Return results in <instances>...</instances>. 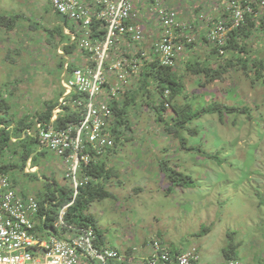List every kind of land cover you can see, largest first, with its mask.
Segmentation results:
<instances>
[{
	"label": "rangeland",
	"instance_id": "1",
	"mask_svg": "<svg viewBox=\"0 0 264 264\" xmlns=\"http://www.w3.org/2000/svg\"><path fill=\"white\" fill-rule=\"evenodd\" d=\"M149 3L145 2L143 6L146 8L143 9L145 16L151 18V7L147 8ZM210 3L215 4L214 1ZM212 11L216 13L218 10L212 6ZM0 16L17 18L14 26L0 24V95L9 105V116L15 127L16 121L22 117L37 118L50 100L58 102L64 93L61 86L63 66L68 59L76 67L85 65L89 55L78 48L67 55L64 46L71 41L64 34L63 18L54 12L50 0H0ZM178 19L184 28L189 29L185 33L187 38L193 40L185 45L192 47H183L177 55L179 58L174 69L181 70V64H185L193 52L204 56L210 46L199 39L198 32L203 26L192 24L191 18L182 20L180 14ZM152 23L157 31L159 24L151 20L148 24ZM67 27L71 28V24L68 23ZM146 38H149L147 33ZM258 39L255 34L254 38L244 42L249 44L252 57L264 58V36ZM152 42L147 40V44ZM63 51L65 56H61ZM136 51L141 50L136 48ZM146 53L149 57L150 52ZM214 60L213 66L217 67L221 60L216 57ZM39 75L46 76L47 80L40 81ZM227 75L229 77L222 83L205 86L204 76L187 74L183 79L184 99L180 102L190 104L194 111L217 103L238 106L239 109L247 107L248 110L226 115L224 123L218 114L202 115L188 124L187 131L182 134L183 142L180 141L182 138L174 137L173 141L168 135L166 137L164 129L155 125L153 109L142 108V99L137 100L135 106L130 97L127 100L126 93L134 90L131 86L119 96L121 104L128 101L130 113L122 139L132 136L134 139L117 147L114 165L116 171L122 170L119 178L122 186L116 184V180L105 190L119 189L129 195L102 200L92 209L90 206V212L97 216L101 226L112 225L114 232H120L119 221L129 218L134 224L136 213L145 219L150 212L158 210L162 231L168 234L165 241L174 247L173 252L170 250L173 254L176 249L195 248L201 257L198 264H264V73L258 87L255 85L258 82H245L241 72L230 69ZM148 90L152 94L140 91L146 97L145 101L151 103L147 99L151 96L158 103L156 88L151 85ZM166 115L170 116L171 112L167 111ZM153 128L154 134L151 132ZM180 143L185 145L184 149H179ZM187 146L191 150L185 151ZM15 148L22 151L19 144ZM33 149L38 150L37 143L33 144ZM165 149L170 152L165 153ZM22 159L25 161L24 154L14 156L12 161L19 163L23 170ZM133 161L140 165L136 166ZM33 165L39 167L43 180L48 181V177L56 181L51 189L59 186L72 190L64 180L61 157L44 149L31 163ZM169 167L178 174L168 171ZM14 171L12 179L21 187L27 186L28 193L36 197L48 195L40 173H27L18 168ZM185 176L192 178L193 182ZM139 186L143 187L130 195ZM153 228L156 227L153 225L150 229ZM150 229L144 227L131 234L147 237ZM137 244H141L139 239ZM230 247L235 249L232 259L225 256Z\"/></svg>",
	"mask_w": 264,
	"mask_h": 264
},
{
	"label": "built area",
	"instance_id": "2",
	"mask_svg": "<svg viewBox=\"0 0 264 264\" xmlns=\"http://www.w3.org/2000/svg\"><path fill=\"white\" fill-rule=\"evenodd\" d=\"M145 2H150L147 8L151 7L153 15L147 17L159 24L157 31L150 32L149 40L154 41L150 44L144 30L148 19L142 20L141 15L145 14ZM254 2L231 0L228 9L233 24L214 28L209 40L217 43L218 48L224 45L230 31L244 24V16L252 11L250 4ZM51 3L71 24L68 34L72 41H77L90 58L85 65L69 71V79L64 83L66 92L50 122L36 123V130L30 134L37 137L41 149L63 160L64 177L71 184L73 195L59 211L54 225L60 232L73 231L74 236L65 240L50 235L47 229L40 230L39 226L47 221L48 203L16 186L0 171V264H81L82 258L101 264L120 262L122 256L117 251L97 249L92 228L69 225L65 216L81 190L94 180L87 170L94 162L101 163L116 145L110 125L113 117L110 101L137 84V78H141L144 68L153 61L175 67L178 53L193 40L185 35L189 29L178 19L179 12L166 0H51ZM261 5L264 6V1ZM143 44L147 48L139 47ZM136 48L141 51L137 52ZM146 52H150L149 57ZM112 55L117 56L116 62H111ZM75 95L85 98L71 101ZM168 95L166 92L165 96ZM70 105L80 109L81 112L77 109L80 118L66 128H59L55 125L58 115ZM2 160L0 156V167ZM42 207L46 208L44 214ZM198 260L199 256L191 251L181 255L177 263L195 264ZM158 263L173 264L168 253L162 254Z\"/></svg>",
	"mask_w": 264,
	"mask_h": 264
},
{
	"label": "trees",
	"instance_id": "3",
	"mask_svg": "<svg viewBox=\"0 0 264 264\" xmlns=\"http://www.w3.org/2000/svg\"><path fill=\"white\" fill-rule=\"evenodd\" d=\"M166 1L169 2V0ZM190 1L195 4L192 5V3H189V0L188 2H184L187 4V6H191L195 13L203 11L202 5H200L197 0ZM262 1L264 0H261V2ZM170 6L172 5L170 4ZM172 7L177 10L176 7ZM228 8L229 5H222V8L220 10H223V12L225 13L223 17L226 16L225 20H223L224 25L229 27L232 21V14L230 12H227V10L230 11ZM244 18V24L229 33L228 39L224 45H222L220 48L211 46L210 50L206 52L204 56L203 54L193 52V54L187 58L186 63L181 64V70L174 69L168 66H162L157 60L153 61L150 66L144 68V72L140 78V85H131V89L134 90L127 92V100L128 97H130V100L133 101V105H135V102H137V100L142 99L143 104H146V97L144 95H141L140 91L152 94V92H149L150 90H148V88L151 85H154L158 93L157 98L160 101V104L156 106V99H151V96H149L147 99L151 103H147L146 107L148 106L149 108L153 109L156 116L155 125L159 128L164 129L166 137L168 135L169 139H173V141L174 137H177V139L182 138V134H184L188 129V124L194 123L195 121L200 119L202 115L213 116L218 114L217 116H219V120L224 123L225 119L227 118L226 115L228 114H232L234 112L246 113L245 111L248 110L247 107L239 109L238 106H229L227 104L221 103H217L213 106L194 111L193 107L190 104H182L180 102L184 99L183 93L185 84L183 82V79L187 74L191 76H204V78L202 79L205 80L204 85L209 86L218 82L222 83L224 80H226L227 77H229V75H227L229 73V70L233 69L234 71L242 73L241 78L245 79V82H249L251 80V82H258L257 84H255L256 87L260 85V83L262 82L260 78L264 73V58H259V56L252 57L251 51L249 50V44L245 43L244 41L246 40L247 42V39L249 40L252 39V37L254 38L255 34L256 37H258L260 40L264 36V6L254 5L252 11L246 13ZM16 22L17 18L10 19L5 16H0V24L2 26H4V23L12 24L14 26ZM220 22L221 20L215 19L213 20V23L209 25V32L207 34L204 33L203 35V41L205 43L209 41L207 38L210 36L212 28L218 27L220 25ZM199 39L201 38L199 37ZM192 46L193 45H189V47ZM65 49L68 53H70L68 47ZM214 57L221 60L217 64V67L213 66L215 63ZM165 92L169 93L167 97H165ZM76 98L83 99L85 98V96L75 95L70 100L73 101ZM127 100L124 102V104H121L120 102H117V100H115L111 105L113 111L115 112V129L113 130V134L116 139V147L113 149V151H115L119 146L118 144H123L124 142H128L129 140L132 141L134 139V136H132L133 138L129 137L125 140L122 139L125 131L127 130V125L129 122L130 113ZM57 105V103L52 101H50V103H46V109L42 113L37 114V120L49 123L52 111L55 107H57ZM7 109L8 105L6 103V100L2 99L0 95V154L3 155V153H5L7 149L8 151L15 149V146L12 143V139L17 138L18 144L20 146L26 147L24 153V158L26 160L35 153V151L30 148V145L35 143V139L31 138V136H29L26 131L28 129H31L34 126V122L37 120L35 118V121H33L34 117L29 118L28 116H25L18 121L17 126L14 127L13 131L7 130V128H10L13 125V121L8 117L6 113ZM75 109L78 108H71V106L65 107L66 113L64 114V117L59 118L55 125L59 128H66L68 124L77 122V120L80 118L79 115L81 111L80 109H78L80 111L78 112L75 111ZM168 109L172 110V114L170 116L166 115ZM247 114H249V112ZM171 122L173 123L172 125H170ZM2 125L4 126V128L1 129ZM176 127H178V130L175 131L174 129ZM151 132L154 134L155 129L153 128ZM180 141L183 142V138ZM180 147L184 149L185 145L182 146V144L180 143L179 149ZM167 150L168 152H170L169 149H165L164 152L168 153ZM188 150H191V148H188L187 146L185 151ZM114 154L116 157L117 151H115ZM152 157H154V155ZM133 163L136 166L140 165L135 163V161H133ZM12 167L14 166L5 165L1 167V170L8 172L9 169H12ZM105 167V163L99 164L94 162L87 170V174L96 180H100V182L104 181L106 183L111 181L112 179L120 178V171L116 172L115 167L113 169V172L112 169H106ZM167 170L178 174V172L172 170L171 167L167 168ZM189 180L193 182L192 178H189ZM51 186V184H45V188L46 190H48V195L45 196H48L47 198L51 202L56 203L50 204L51 207L48 211V214L57 211L60 205H62L63 203H67L68 200L72 197V190L70 189V187L57 186L55 188V191L53 192L50 189ZM55 192L58 193V195ZM111 196V193L107 192L105 190V186H103L101 183L99 185L89 184L88 186H86V188L81 190V194L77 197L74 206L69 209L67 222L84 227H93L96 233H98L99 235L100 232L98 223L90 213L89 208L92 203L106 200ZM39 198L41 201L44 200V202H47V200L43 197ZM42 211H46L45 207H42ZM52 222L53 220H51L50 218L48 221L49 225H52ZM234 251V247H230V251H226L225 256L227 258H230L231 256L232 259V257H234Z\"/></svg>",
	"mask_w": 264,
	"mask_h": 264
},
{
	"label": "crops",
	"instance_id": "4",
	"mask_svg": "<svg viewBox=\"0 0 264 264\" xmlns=\"http://www.w3.org/2000/svg\"><path fill=\"white\" fill-rule=\"evenodd\" d=\"M184 1H186V0H169L168 3L174 7H175V5L177 6V9L180 10L179 12H180V17L182 20L185 21L186 17L191 18V19H193L192 21L195 25L199 24V26H203V30L200 31L202 35H204V33L207 34L209 32V30H210L209 25L211 23H213V20L218 19V20L222 21L226 18V16L223 17V15L225 13L223 12V10H220V9L222 8V5H224V6L226 5L227 0H212L215 2L214 5H212L209 2L210 0H197V2L200 5H202V8H203L202 12H197V13H195L193 11L191 6H187V4ZM189 3H192V2L189 0ZM194 4L195 3H192V5H194ZM212 6H215V9L218 10L216 13H214L212 11ZM184 7H186V8H184ZM185 9H187V13L185 12ZM201 15H203L205 17L204 20L200 19ZM63 20H65V19L63 18ZM63 26L65 29L66 28L65 21L63 22ZM65 51H66V49H65ZM62 71L64 72L63 73V75H64L65 74V68L64 67H63ZM39 76H41L40 78H42V79H39L40 81L47 80L45 78L46 76H44V75H39ZM63 78H64V76H63ZM47 87L50 88V85L47 84ZM50 101H52V100H50ZM52 102H54V100ZM55 108H57V107H55ZM55 108H54V110H55ZM30 148L33 149V145L30 146ZM22 149H24V152H25L26 147L22 146ZM34 151H35V153L33 155H31L28 159H26L24 163L28 162L29 160H31V162H34V159L37 157L38 154H40L41 150L38 147V150H34ZM115 151H117V148ZM115 151L111 152L109 154V156L107 158H104L101 162V163H105L106 169H112V172H113V169L115 167V165H114V160H115L114 152ZM22 163H23V159H22ZM122 166L124 167V164ZM123 167H122V169H123ZM36 168L38 169L39 167L37 166ZM121 171L122 170H120L119 175L121 174ZM162 178L163 177L161 176V179ZM116 180H117V182L122 184V182L119 179H112L111 182H115ZM13 181H16V180H13ZM43 181L47 182L45 180H43ZM18 185L20 186L19 183H18ZM119 186L121 187L122 185H119ZM110 193H111L112 197H110L107 200L117 199V198H121V197L124 198L127 195H129L128 192L125 191L123 193V190L119 191V189H115V191H110ZM141 193L143 194V192H141ZM132 194H133V192H132ZM96 203L97 202H94L91 204V209L93 208L94 205H96ZM156 213H157V215H156ZM92 215H93V217L97 218V216L95 214H92ZM139 216H140V214H137V213L135 214L134 224L132 223L133 220L129 219V218H126L125 220L119 221L120 228H122L120 232H114L112 225L107 224V227L98 225L99 229L102 231V233H100V235L98 237V245L102 248H111V249L117 250L122 255L126 256V259L123 263H119L117 261H111V262H109V264H143V259H146L149 256V254H151V252H152V248H151V245L149 244V241L152 240L153 238H157L165 247H167L171 251H172V248H174V247H171V245H169L165 241V239L168 237V234L163 233V231H162L164 228L162 229L163 225H162L161 219L159 217L158 210H154L153 213L150 212L149 215L147 216V218H145V219L142 218L141 216L140 217ZM157 221H159V222L157 223ZM153 225L156 228L150 229L151 226H153ZM144 227L149 228L151 231V232H149V235L147 237H142L141 235H138V234L137 235L131 234L132 231H134V230L136 231L137 229L141 230ZM106 232H110L111 234L109 235ZM61 236L63 237V239L68 240L71 237H73V234L72 233H63ZM169 237H170V234H169ZM137 239H139V241L141 242L140 245L137 244ZM176 248H179V247L176 246ZM188 249L189 248L176 249L175 253H180V252H183V251L188 250ZM81 264H101V263L97 260L91 261L87 258H83Z\"/></svg>",
	"mask_w": 264,
	"mask_h": 264
},
{
	"label": "clouds",
	"instance_id": "5",
	"mask_svg": "<svg viewBox=\"0 0 264 264\" xmlns=\"http://www.w3.org/2000/svg\"><path fill=\"white\" fill-rule=\"evenodd\" d=\"M230 2H231V0H227L226 1V5H229L230 4ZM50 3H51V0H50ZM51 5H52V3H51ZM225 5V6H226ZM254 5H258V6H262L261 5V0H255V2L254 3H251L250 4V6L253 8V6ZM52 7H53V5H52ZM53 10H54V12L55 13H57L58 15H60L56 10H55V8L53 7ZM227 12H229L228 10H227ZM142 15V20H147L146 21V26H145V28H144V30L146 31V33H147V35L149 36V38L147 39L146 38V40H149L150 39V32H149V30L150 31H153V32H155L154 31V23H152V24H148L149 23V21H150V19L148 18V17H146L145 16V14H141ZM60 16H62V15H60ZM63 17V16H62ZM64 18V17H63ZM65 19V18H64ZM200 19L201 20H204L205 19V17L203 16V15H201V17H200ZM225 20V19H224ZM65 21V26H66V28L64 29V34H65V36L71 41V44H69L68 46H64V48H69V50H70V53H68L67 51H65V52H67V55L69 56V54H71V50L72 49H74V48H78V49H80V47H79V44H78V42L77 41H75V42H73L72 41V39H71V37L69 36V34H68V32H69V29L70 28H68L67 27V24H68V22H67V20L65 19L64 20ZM151 21H153V22H157V21H155V20H151ZM233 24V22L231 21V25ZM220 25H224V22H223V20L220 22ZM219 25V26H220ZM230 25V26H231ZM225 26V25H224ZM229 26V27H230ZM214 28H216V27H213L212 28V30L214 29ZM235 30V29H234ZM202 31V30H201ZM231 31H233V30H231ZM230 31V32H231ZM160 32V31H159ZM199 33V35L201 36H199L201 39H200V41L201 42H203V35L201 34V32H198ZM208 40H209V37L207 38ZM227 39H228V37H227ZM197 40V39H196ZM208 43V45L210 46V48H211V46H216L217 48H218V44L216 43H213V42H211L210 40L207 42ZM206 43V44H207ZM218 45V46H217ZM141 49H144V48H147L146 47V45L145 44H143V45H140L139 46ZM187 48H189V46L187 47ZM62 49L61 48H59V51H61ZM81 50V49H80ZM82 51V50H81ZM83 52V51H82ZM85 53H87V52H85ZM88 54V53H87ZM193 54V53H192ZM89 55V54H88ZM61 56H65L64 55V51L63 52H61ZM127 56V55H126ZM191 56V55H190ZM189 56V57H190ZM114 60L113 61H117L118 59H117V56H115V55H112L111 56ZM128 57H131V56H128ZM67 58V57H66ZM89 58H90V55H89ZM68 59V58H67ZM178 60V59H177ZM177 62V61H176ZM66 66H68V70L66 71ZM64 68H65V74H64V78L62 79V81H61V86H62V88L64 89V93H63V95L61 96V97H63L64 96V94H65V92H66V87L64 86V83L65 82H67V80L69 79V71H72L73 70V68H75L76 66L72 63V60H70V59H68V62L63 66ZM173 68H175V67H173ZM68 78V79H67ZM139 83H140V78H139ZM134 84V86L135 85H140V84ZM154 86V85H153ZM122 94V93H121ZM120 94V95H121ZM165 94H166V92H165ZM119 95V96H120ZM126 95H127V93H126ZM60 97V98H61ZM166 97V96H165ZM150 99V98H149ZM115 100H117V102H120V100H119V97H115V98H113L111 101H110V106L112 105V102L113 101H115ZM58 102H59V100H58ZM58 102H57V104H58ZM159 100H158V103H156V106H158L159 105ZM7 103V102H6ZM121 103V102H120ZM135 103H137V102H135ZM142 103V108L143 109H145V107H146V105H147V103L146 104H143V101L141 102ZM7 105H8V103H7ZM133 105V104H132ZM136 105V104H135ZM134 105V106H135ZM9 106V105H8ZM71 106V105H70ZM133 106V107H134ZM68 107V106H67ZM112 107V106H111ZM167 107H168V105H167ZM71 108H74V107H72L71 106ZM113 110V109H112ZM75 111H78L77 109H75ZM168 111L169 112H171V114H172V110L171 109H168ZM6 112H8V117L10 118V116H9V110L7 109L6 110ZM79 112V111H78ZM66 113V110H65V107L63 108V111L58 115V119L59 118H62V117H64V114ZM4 114V113H3ZM2 114V115H3ZM52 115H53V111H52V114H51V117H52ZM128 116V115H127ZM51 117H50V119H51ZM23 118V117H22ZM22 118H20V119H22ZM20 119H18V121L20 120ZM57 119V120H58ZM36 120H37V118H36ZM18 121H16V122H18ZM33 121H35V118H34V120ZM38 122H43V121H35L34 122V126L31 128V129H28L27 131H26V133H28V135L29 136H31V138H34L35 139V143H37L38 144V147L40 148V150L41 151H43L45 148H43V149H41V147L39 146V141H38V139H37V137L34 135V134H30L31 132H34L35 130H36V123H38ZM57 122V121H56ZM43 123H47V122H43ZM115 112L113 111V117L111 118V122H110V125H111V131H112V133H113V130L115 129ZM2 128H4V126L2 125L1 126V129ZM7 130H11V131H13L14 130V127L13 126H11L10 128H7ZM114 135V134H113ZM26 136V135H25ZM23 138H25V137H23ZM12 143H13V145L14 146H16V145H18V139L17 138H13L12 139ZM33 145V144H32ZM32 145H30V146H32ZM22 147V146H21ZM115 147H116V145H115ZM114 147V148H115ZM113 148V149H114ZM40 151V152H41ZM111 152H113V150H111ZM110 152V153H111ZM9 153V154H8ZM25 152H24V149H22V151L21 152H18L17 150H16V148L15 149H13V150H11V151H8V149L6 150V152L5 153H3V155H1L0 154V156H1V158H3V160H2V162H1V167L2 166H5V165H7V166H10V165H13V166H18L17 168H18V170L19 171H23V172H27V173H40V169L38 170L36 167H37V165L36 166H31V163H33V162H31V160H29L28 162H26V163H24V161H23V163L22 164H24L23 165V170L22 169H20L19 168V163H16V162H14V161H12V158L14 157V156H22L23 154H24ZM109 153V154H110ZM109 154H108V156H109ZM6 155H10V157L9 158H7L6 157ZM107 156V157H108ZM106 157V158H107ZM103 160V159H102ZM102 162V161H101ZM99 164H101V163H99ZM1 167H0V171H3L5 174H7V176L12 180V174L15 172L14 170L15 169H17V168H14V169H9V171L8 172H6V171H4V170H1ZM62 167H63V172H64V166L62 165ZM64 176H65V173H64ZM63 176V177H64ZM183 176V175H182ZM40 177H41V179H42V172L40 173ZM185 177H187V176H185ZM47 178V177H46ZM94 179V178H93ZM43 180V179H42ZM46 180H48L47 182H45V184H51V183H53V182H56V181H52V179H50V178H47ZM64 180H65V177H64ZM13 181V180H12ZM67 183H69L67 180H65ZM14 182V184H16V186H19L18 185V182L17 181H13ZM102 184L103 186H105V188H106V186H108V185H110L111 183H113V182H111V181H109V182H100V180H96V179H94L93 180V182L91 183V184H94V185H99V184ZM118 183V185H121L119 182H116V184ZM45 184H44V186H45ZM70 184V183H69ZM52 186H51V188L53 187V185H54V183L53 184H51ZM71 185V184H70ZM143 186H139V187H136V188H134L133 190H132V192H133V194L135 193V192H137L139 189H137V188H142ZM20 188H22V189H24V190H26V191H29L28 189H26L27 188V186H24V187H20ZM50 188V189H51ZM55 186H54V189H51V191H55ZM137 189V190H136ZM45 190H46V188H45ZM48 191V190H47ZM107 191V190H106ZM50 192V191H49ZM72 192H73V190H72ZM107 192H109L110 193V191H107ZM127 192V191H126ZM132 192L130 193V195L132 194ZM56 193V192H55ZM57 195H58V193H56ZM132 194V195H133ZM73 195V194H72ZM39 197H43L44 199H46L47 200V203H48V208H47V211H46V213H47V221L46 222H44L43 223V225H41V226H39V229L40 230H44V229H47L48 230V232L50 233V235L51 234H55V235H58L59 237H61L62 239H63V237L61 236L63 233H74L73 231H71V230H67V231H64V232H60V231H58V228H56L55 227V220H56V218H58V214H59V211L65 206V205H67V203L69 202V200L72 198H70L69 200H68V202L67 203H63L62 205H60V207H58V209H57V211H55V212H52V213H50V214H48V211L50 210V207H51V205L50 204H55L56 202H51L47 197L48 196H45V194H41V195H39L38 196V198ZM112 197V196H111ZM110 197H108V199H109ZM40 199V198H39ZM44 201V200H43ZM74 206V205H73ZM72 206V207H73ZM71 208V207H70ZM69 208V209H70ZM69 209L67 210V214H66V216H65V222H67V215H68V212H69ZM45 210H46V208H45ZM41 211H42V208H41ZM43 212V211H42ZM45 212H43V214H44ZM91 213V212H90ZM92 214V213H91ZM51 218V220H53V222H52V225H49V223H48V221H49V219ZM95 218V217H94ZM96 219V221H97V223H98V225H100L99 224V222H98V220H97V218H95ZM68 223V222H67ZM69 225H73V226H79V225H75V224H70V223H68ZM82 227H84V226H82ZM86 228H92L93 230H94V228L93 227H86ZM99 228V227H98ZM94 232H95V234H96V241H95V244H96V247H97V249L98 250H103V249H111V248H102V247H100L99 245H98V237H99V235H98V233H96V231L94 230ZM99 232L100 233H102V231L99 229ZM73 236H74V234H73ZM72 238V237H71ZM149 244L151 245V248H152V252H151V254H149V256L146 258V259H143V264H159L158 262L159 261H161V256H162V254H164V253H168V255L170 256V258H171V262L173 263V264H178L177 263V261H178V258L181 256V255H183V254H185V253H187V252H191V251H195V253L199 256V260L195 263V264H198L199 262H200V259H201V257H200V254H199V252H198V250L197 249H195V248H191V249H188V250H185V251H183V252H180V253H172L167 247H165L157 238H153L152 240H150L149 241ZM114 250V249H113ZM115 251H117V250H115ZM121 256H122V261H117V262H119V263H123L124 261H125V259H126V256H124V255H122L119 251H117ZM83 259V258H82ZM158 261L157 263L155 262V261ZM113 261H116V260H113ZM111 262V261H110ZM109 264V263H108ZM230 264H235V263H233V262H231Z\"/></svg>",
	"mask_w": 264,
	"mask_h": 264
}]
</instances>
